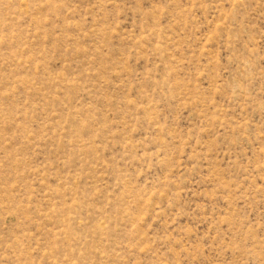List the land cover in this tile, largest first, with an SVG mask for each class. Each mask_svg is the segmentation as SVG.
Masks as SVG:
<instances>
[{"label":"rangeland","instance_id":"374dc122","mask_svg":"<svg viewBox=\"0 0 264 264\" xmlns=\"http://www.w3.org/2000/svg\"><path fill=\"white\" fill-rule=\"evenodd\" d=\"M0 264H264V0H0Z\"/></svg>","mask_w":264,"mask_h":264}]
</instances>
